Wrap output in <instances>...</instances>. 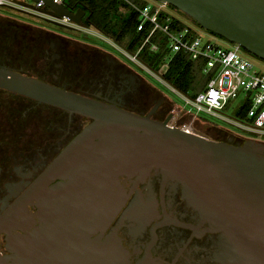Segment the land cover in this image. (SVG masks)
<instances>
[{
	"label": "water",
	"instance_id": "obj_1",
	"mask_svg": "<svg viewBox=\"0 0 264 264\" xmlns=\"http://www.w3.org/2000/svg\"><path fill=\"white\" fill-rule=\"evenodd\" d=\"M43 1L57 15L82 24L84 10ZM159 1L264 61V0ZM0 87L91 119L55 161L57 171L74 166L73 185L84 193L80 204L65 209L61 200L55 208L42 196L39 225L23 235L11 233L16 227L11 213L0 214V234H7L10 251L0 252V264H127L117 241L108 247L90 239L87 227L97 222L102 196L114 194L111 215L118 210L124 199L121 176L143 181L152 170L178 183L182 197L227 230L229 256L241 264H264V142L190 132L168 124L172 112L154 120L5 66ZM65 240L64 246L55 245Z\"/></svg>",
	"mask_w": 264,
	"mask_h": 264
},
{
	"label": "flooded vegetation",
	"instance_id": "obj_2",
	"mask_svg": "<svg viewBox=\"0 0 264 264\" xmlns=\"http://www.w3.org/2000/svg\"><path fill=\"white\" fill-rule=\"evenodd\" d=\"M83 17H87L86 11ZM21 25L26 31L34 29ZM40 30L38 38L26 34L18 42L22 51L32 50L25 58L10 56L0 46V68L154 120L173 115L171 98L110 51ZM0 96V214L11 213L16 224L11 233L23 235L39 225L42 196L55 208L61 200L65 209L80 204L84 193L73 185L74 166L57 171L55 161L91 119L1 87ZM228 137L223 133L221 139ZM120 182L123 202L111 215L114 194L100 198L97 222L87 227L90 239L107 242L108 247L117 241L127 264H241L228 254L227 230L182 197L178 183L165 180L158 170H152L143 181L121 176ZM68 235L73 237L74 232ZM59 236L55 233L53 237ZM6 237L5 232L0 234L2 254L10 253ZM66 240L55 245L64 246Z\"/></svg>",
	"mask_w": 264,
	"mask_h": 264
},
{
	"label": "built area",
	"instance_id": "obj_3",
	"mask_svg": "<svg viewBox=\"0 0 264 264\" xmlns=\"http://www.w3.org/2000/svg\"><path fill=\"white\" fill-rule=\"evenodd\" d=\"M54 1L67 6L64 0ZM121 1L137 11L139 22L136 30L147 29L148 31L139 49L145 43H150L152 52H157L163 48L164 54L160 63L155 68H151L137 58V53H130L103 33L100 36L110 38L113 45L118 46L137 65L169 86L196 111H204L227 120L244 130L264 135V126L246 124L221 112L230 101H235L238 108L244 103H248L249 107L245 117L257 118L264 122V117L259 116V112L264 110V71L256 67V63L244 53L240 46L235 43H231L232 46L230 47L222 46L215 39L203 36L196 30L190 19L186 18L176 8L162 1ZM0 6L17 8L61 26L94 32L66 16L57 15L43 0L33 1V4H27L20 0H0ZM154 35L157 41H151ZM177 52L186 54L190 61L201 63L202 74L208 76L203 89L196 94L183 93L164 78L169 70L170 61ZM196 122L195 113L184 110L178 105L174 106L173 115L168 120V124L171 126L179 125L185 130L198 133Z\"/></svg>",
	"mask_w": 264,
	"mask_h": 264
},
{
	"label": "rangeland",
	"instance_id": "obj_4",
	"mask_svg": "<svg viewBox=\"0 0 264 264\" xmlns=\"http://www.w3.org/2000/svg\"><path fill=\"white\" fill-rule=\"evenodd\" d=\"M20 1H23L24 3H27V4H33V0H20ZM122 11L125 14L128 13V9L126 7H123ZM2 15L13 18L24 24L32 25L33 26L32 28L34 29L33 30L29 29L26 31V29L21 25L22 23H16L17 25H15L14 21H11V20L9 21L5 17H2ZM191 21H192V24H194V26L196 27V30L203 36H209L215 39L222 46H226V47L232 46V44L226 39L222 38L221 36L217 34H214L210 31L203 29L195 21L193 20ZM83 25L84 27H87L88 29L94 32L93 33L86 32L84 30H76V29L69 28L66 26H60L49 20L39 18L37 16H34L22 10H18L17 8L13 9L10 7L0 6V46H5L6 47L5 52L8 55L10 54V56L14 54L16 56L18 55V57L23 56L25 58L30 53V51L32 52V50L30 48H25L22 51L20 49V45L18 44V42L19 41L22 42L26 34L33 35V37L38 38V35L41 32L40 29H42L45 31L57 33L65 38L74 39L78 42H81L89 46H93L96 48H101L106 51H110L113 55L117 56L120 60H122L123 62L128 64L130 67H132L137 73H139L145 79H147L148 81L153 83L156 87H158L161 92L169 96L175 105H178L184 108V110H190L191 113H195L197 117L196 128L198 130V133L203 134L208 137H218L219 134L216 131V129H218L223 132H227L228 134L233 133L235 136H238L241 138H245V139L252 138V139H256V140L264 142V135L262 134H257L254 132H250L248 130H244L236 126L235 124H231L227 120H224L220 117H217L211 114H208L204 111H196L194 107H191L189 104H186L184 99L180 95H178L176 92L172 91L169 86L165 85L163 82H161L160 80L152 76L149 72H147L143 68H140L139 66H137L136 63L130 59V57H128L118 48V46H115L112 44L110 38L100 36L102 32L97 27H95L92 23L88 22L85 17H83L82 19V26ZM77 49L78 47H76L74 51H76ZM243 51L246 55H248L254 61V63H256L257 65L256 67H258V69L264 71V61L263 60L253 56L252 54L246 52L245 50ZM80 64L83 65L85 63L83 62ZM192 66H193V69L189 76V82L191 83L189 84V90L187 92L189 95L196 94L197 92L203 89L202 85L196 84V82L198 81V74L199 75L202 74V68H201L202 65L198 61H195V62L192 61ZM0 99H2L1 96H0ZM237 111H238V106L235 105V101H230L221 110V112H223L224 114L228 116L233 117L237 121H241L243 123L254 125V126H264L263 121L257 118L250 119L248 117H240L237 115ZM259 116L264 117V110L259 112Z\"/></svg>",
	"mask_w": 264,
	"mask_h": 264
},
{
	"label": "trees",
	"instance_id": "obj_5",
	"mask_svg": "<svg viewBox=\"0 0 264 264\" xmlns=\"http://www.w3.org/2000/svg\"><path fill=\"white\" fill-rule=\"evenodd\" d=\"M71 10L80 8L86 11L87 21L97 27L103 34L112 38L116 43L124 47L130 53H137V58L151 68H155L164 54L163 48L157 52L150 50V43H145L140 49L144 38L147 35V29L136 30L139 22L137 11L127 3L121 0H64ZM123 7L128 9V13H123ZM122 9V10H121ZM17 25L16 23H14ZM151 41H157L154 35ZM192 61H189L187 55L177 52L170 61L169 70L164 75L166 81L179 91L188 94L189 76L192 72ZM208 76L198 74L197 85L204 86ZM194 86V84H193ZM189 95V94H188ZM192 95V94H191ZM249 107L244 103L238 108L237 115L246 116ZM215 129V128H214ZM219 134L216 139H221L223 133L216 129Z\"/></svg>",
	"mask_w": 264,
	"mask_h": 264
},
{
	"label": "crops",
	"instance_id": "obj_6",
	"mask_svg": "<svg viewBox=\"0 0 264 264\" xmlns=\"http://www.w3.org/2000/svg\"><path fill=\"white\" fill-rule=\"evenodd\" d=\"M197 126H198V124H197ZM206 128H208V127H206ZM219 131H221V130H219ZM222 133H227V132H223V131H221Z\"/></svg>",
	"mask_w": 264,
	"mask_h": 264
}]
</instances>
